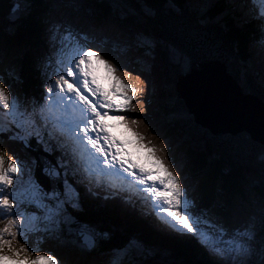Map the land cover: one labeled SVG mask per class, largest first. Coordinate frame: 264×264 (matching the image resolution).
Segmentation results:
<instances>
[{
	"label": "rangeland",
	"instance_id": "1",
	"mask_svg": "<svg viewBox=\"0 0 264 264\" xmlns=\"http://www.w3.org/2000/svg\"><path fill=\"white\" fill-rule=\"evenodd\" d=\"M1 1L5 2V0H0V2ZM108 1L109 0H102V3H107ZM133 1L135 2V0ZM193 1L197 2L201 9L205 11L208 15L213 12L208 9L209 3L207 6H205L204 4L199 3L198 0ZM261 2L262 0H249V3L246 4H228L225 0L222 7L223 12L220 14L219 11H216L219 12L217 17L220 18L222 16L224 17L227 15L225 17V22L221 20V23H224L227 26L231 20L232 23H230V26H236V28H239L244 23H249L253 20L254 22H256V17L264 15V5H261V12L257 8V6ZM35 3H37L38 6H40L41 3H44L47 6V15L44 16L43 14H40L37 15V18H39L41 24L40 29H45V32L49 31L50 37L48 46L53 47L52 51L47 50L46 48H43L42 50L46 52L50 51L51 53L54 52V54H56L55 63L47 67L49 77L51 76V78L54 79V76H52L51 74L56 72L59 67H64L65 61L67 62L68 59H70L75 54V52L79 51L85 43L92 41L91 37H101L102 44L100 47H102L109 55L110 52L113 51L115 53L113 54V57H116L121 63L126 65V67H119L121 69V72L123 71V69H127L128 72L131 73V75H129V73L126 74L124 72L118 76L117 72L113 71L114 60L116 59H110L109 55L104 56L103 53L101 54L103 59L106 58L105 60L113 61L109 63V66H105V64L101 63V61L97 60L95 57H92L91 65L89 68L91 74L95 76L98 83H101L105 87L104 90H107L108 92H111L113 88H117L115 86H121L122 84L119 82L118 79L124 78H126L127 82H129L130 79V87L137 90L135 97L131 102L132 104L136 105L137 111L132 112L131 116H129L128 119L135 117L138 119V121H140L137 125H130V127L132 129V132H135L139 136L143 137V140H137V138L133 136L132 132H129L126 128H124V126L118 120L105 118V124L108 125L109 131L114 137H117L121 144L124 146L123 152L125 153L126 157L129 158L131 161L140 158L138 162L143 159V163L148 167V169L152 168L156 176L167 175L168 171L172 172L173 174L183 176V182L187 184L189 204L193 207L194 214L196 216H204L202 219H200L197 225L198 228L201 230V235L213 232L214 228L211 225L215 224H223L230 230L239 228L242 231L246 227L254 225L257 237H259L258 233L260 232L261 228V220L264 217V215L261 214V208L264 207V185L259 187V190H256L255 186H258L256 182H261L262 178L259 180H256V178H254L256 182H253V177H245L239 189L231 188L230 193H234V197L232 200L233 202H230V208L223 212V217L219 216L217 214L216 209L219 207L217 203H220L221 201L216 198H214L212 201L204 200V198L201 196V191L194 185L192 178L189 176V171L186 165L188 160L185 156V147H183V139L178 138L174 135L175 132H178L179 130L178 128L171 127L172 124L168 123V121L172 122L173 118L171 117V115L168 114L166 115V118L164 117L165 113L161 112V107L158 102L159 86H163L164 88H166L162 75L160 73V71L162 70L161 56L163 50L164 52H169L171 59L173 60L172 62H174L175 64L178 63L180 69H177L183 77L192 68L208 70L215 74L214 63L210 61H205L206 59L204 57L202 58V56H200L201 58H193V61H187V59L177 49L176 52L168 46H165L164 42L162 41L163 37L160 35V33L156 32L155 29L148 27L146 25V22H130L128 21L129 18L121 17L119 20L109 18L108 21H98L96 23H98L100 26H96L93 23L92 19H89L85 16L87 14H85L84 10L89 7V5H86V0H35ZM92 6L93 8L98 7L96 4H92ZM212 6H214L215 8L218 7V5ZM116 9L118 10L116 12L124 15V10L118 8ZM238 13H240V15H238ZM256 19L258 21V18ZM258 22L262 23L261 21ZM181 29L185 30L183 25H181ZM223 30H225L227 33L229 31V29L224 26ZM186 35H189V32H186ZM52 36L55 37L54 40L52 39ZM85 37H87V39H85ZM137 37H143L144 39L143 41L136 43L132 48H125L124 44L126 41H136ZM253 39H258V35L254 33L250 40ZM38 41L39 35L37 38V42ZM229 42L230 41H224L222 42V44L226 45L229 44ZM98 45H100V43H98ZM36 46L38 47L37 44ZM37 47L32 48L33 53L31 51L30 55H36L35 51L37 50ZM218 51L219 53L221 52L223 58H226L224 52L226 51L225 49H220ZM185 54L188 55L187 52H185ZM23 56V49L14 51L11 50V52L5 56L4 60H0V79L5 81V86L9 87L11 92L17 94L22 102L25 98H27L26 101L32 103L33 100H37V98L28 94L22 95L19 86V83H23L22 81L26 79L25 76L27 74L26 70L24 73L21 67L23 65ZM130 59L134 60L136 64H134V62ZM231 60L233 61L235 60V58L232 57ZM115 65L117 66V64ZM132 65L139 66L140 70H137L136 68L130 69L132 68ZM95 69L101 72L99 73L102 75L104 82L98 80V78L94 74ZM172 69L174 68L172 67ZM246 74L254 77L252 82L253 86H255L257 90L258 95H256V97L262 98V96L264 95V59L260 58L259 55H257L254 58L252 64L246 67ZM229 75L232 76L231 74ZM8 76L9 79L7 80L6 77ZM137 76H139V79H137ZM219 78L234 86V84L229 81L231 79L226 77ZM111 82L115 86H112ZM105 83L107 84V86L105 85ZM234 88L236 87L234 86ZM40 99L41 97L38 96V101ZM262 99L264 102V97ZM44 102L48 103V107L51 108L50 110L52 112L61 115L62 118H60L59 120L65 119L66 115L72 118L68 113L69 110L66 112L63 108L60 107L63 101H59V98L57 96L45 100ZM50 116L52 117V115ZM6 120H8L7 116H5V121ZM56 121L57 120H53V123L55 124ZM58 125L62 133H66V129H63L60 123H58ZM65 138H67L72 145H76L75 138L72 135L66 134ZM247 139L250 138L248 137ZM250 140L252 141V139ZM5 145H7L8 148L11 149L9 151H6L4 154L5 165L7 164L8 166L10 164L11 159L13 157V153H15L20 160L24 161L23 155H26L27 153H25L21 149H17V145H14L13 142L8 141L7 139H4L2 143H0V146ZM237 147H239V145H237ZM70 148V144L68 143V151ZM149 148L154 149V152H150L148 150ZM240 150L241 147H239L237 150L235 149V151L237 152ZM233 160L235 162L242 161L241 155H235ZM173 161H175V163H173ZM176 164H179V167H176ZM80 168L82 169V167ZM36 170L37 169L33 168L32 165L27 166L26 164L25 173L18 177L23 180V182L21 184H16V191L19 194L20 199L26 204V194H28L27 191L29 190V188L34 187L35 185V183H33L32 181L33 178H36ZM105 184L101 185V187L99 188L97 186H93V190L98 199L101 196V193H104L106 191L104 188ZM83 186L87 187L86 182ZM124 188H128L123 189L128 190L126 191L127 194L131 192L129 189L133 190L130 185L124 186ZM0 191H2V189H0ZM108 192L110 193L111 191ZM240 192L242 193L241 196ZM132 194L134 196V193ZM220 199H222V197H220ZM100 200L104 201L102 204L106 202L105 199H103L102 197L100 198ZM201 201L204 204L210 203V208H205L207 210L204 211L202 209L203 207L201 208L198 205ZM73 206L75 205L71 203L70 208H72ZM115 206L117 207V205L115 204V200L113 199V202L109 204L108 207L110 213V207ZM72 210H74V208H72ZM158 210L160 211L157 205L153 206L151 211L153 212L154 216H158V214L161 213ZM38 214L40 218L41 213L39 211L34 212L33 217L25 216V239H21L19 243L29 244V251L33 247H41L42 250L46 251V253L42 256L52 255L54 258L58 259L61 264H131L132 262L133 264H141L143 261V259L138 258L141 253L135 254L132 251L135 246L134 239H132L131 243L126 244L122 248L123 250H114L111 253L95 252L96 255L90 253L86 257H84L79 252L77 246L72 248L60 246V248L56 247L52 249L51 246L44 241L45 238H49L48 235L53 234V232H41V234L39 235V232L37 230L39 229V224L37 225V223H39ZM163 217L165 219H162V221L165 224L170 225V223H172L176 228H179L178 225H175L172 221L170 222V219L168 220L166 216ZM0 227H3V223H0ZM170 227L165 228L168 229ZM117 230L121 232L119 233L120 238H122L124 234L127 235L126 229L121 230L119 228ZM105 231L106 230L103 231V234ZM31 232L34 233L32 235V239H30L29 237V234ZM78 239H80V236L75 238L74 241L77 242ZM125 239L126 238L124 236L121 241H125ZM67 242L69 241L67 240ZM97 242L98 240L96 239L93 243V247L96 246ZM64 243H66V241H63V244L61 242V245H64ZM82 245L86 246L85 244ZM143 257L146 256L143 255ZM222 261L228 264L226 259ZM38 264H48V262L42 260L39 261Z\"/></svg>",
	"mask_w": 264,
	"mask_h": 264
},
{
	"label": "snow or ice",
	"instance_id": "2",
	"mask_svg": "<svg viewBox=\"0 0 264 264\" xmlns=\"http://www.w3.org/2000/svg\"><path fill=\"white\" fill-rule=\"evenodd\" d=\"M198 2L206 4L208 0H198ZM248 2L249 0H226L228 4ZM18 11V8L12 9L13 14ZM259 19L262 22L260 39L264 44V15ZM52 39L54 40L55 37L52 36ZM143 39L137 37L136 41H126L124 46L132 48ZM102 53L104 56L109 55L99 45L85 43L68 59L64 67H59L51 74L54 79L50 76L45 81L43 97L32 103L22 102L17 94L5 86V81L0 79V107L9 117L0 124V143L7 139L19 143L24 148H31L34 141L42 146L44 153L53 157L52 160H45L42 171L48 182L38 185L46 201L35 207V210L41 213L38 231L42 233L60 231L65 224L91 227L87 221L67 215L66 205L71 202L70 192L73 190V185L86 182V178L73 168V155L68 151L65 138L67 134L86 145L89 156L97 166L103 165L102 172L117 173L133 180L135 188L158 202L157 207L175 225H178L181 235L196 237L216 259H226L228 264H264V235L257 237L254 225L241 231L239 228L230 230L223 224H215L211 225L214 228L213 232L201 235L197 225L203 217L196 216L193 207L189 204L187 184L183 182V176L170 171L167 175L156 176L152 170L121 155L122 144L109 131L105 118L118 120L124 128L132 132L130 125H137L140 122L135 117L128 119L132 112L137 111L136 105L131 103L137 90L127 85L113 88L111 92L102 88L89 71L92 57L109 66L108 60L103 59ZM110 59H116L117 67H126L116 57ZM115 70L114 68L113 71ZM54 96L64 102V111L67 112L70 108L73 112L71 119L56 121L66 129V133L56 132L52 127V117L39 107L45 100ZM132 134L137 140H143V137L137 133L132 132ZM9 150L11 149L7 145L0 146V189H2L0 223H3V227H0V264H38L42 260L47 261L48 264H61L52 255L33 258L29 252L30 245L18 242V239H25V216L20 209L25 208L27 211L28 206L20 199L16 184L18 177L25 173L26 164L13 153L10 164L5 167L4 154ZM148 150L154 152L152 148ZM32 163L35 165L34 159ZM176 167H179V164H176ZM61 186L66 189L63 193L59 191ZM62 196H67V199H62ZM105 199H119L125 205L130 203L127 193L119 190L112 191ZM261 214L264 215V207L261 208Z\"/></svg>",
	"mask_w": 264,
	"mask_h": 264
},
{
	"label": "water",
	"instance_id": "3",
	"mask_svg": "<svg viewBox=\"0 0 264 264\" xmlns=\"http://www.w3.org/2000/svg\"><path fill=\"white\" fill-rule=\"evenodd\" d=\"M93 2L94 4L100 3L99 0H86V5H89V7L84 12L87 14L85 16L92 19L96 26H100L96 23L98 21H108L109 18L119 20L121 17H126L125 14H120L112 9L105 8L103 11L96 10L92 7ZM113 6L120 9L116 5ZM0 47L13 51L18 50L16 45L12 46L9 44L6 34L1 29ZM3 55H7L5 50L3 51ZM214 70L216 75L208 70L192 68L184 77L182 75L178 76L175 86L163 78L166 88L159 86L158 102L161 107V112L165 113L164 117L166 118L167 114L171 115L173 120L172 122L168 121V123L172 124L171 127L175 128L173 125L175 120H186V116H190L193 119L194 125L196 124L199 127H196L197 130L205 131L206 136H209L208 134L213 136H237L239 134H246L245 138L249 137L253 142L264 146V112L259 110L260 108L252 104L249 100L245 99L241 95L243 93L234 88L235 85L233 86L219 78L218 74L221 72L218 69L215 68ZM229 81L233 83L231 80ZM181 100L187 109L185 112L180 108V105H182ZM171 105L173 110L174 108L178 109L170 111ZM163 106L166 107L165 110H163ZM178 130L174 135L183 139L185 156L188 160L186 165L194 185L202 194L206 193L212 200L214 198L219 199L221 202L217 204L222 208L229 207L231 205L230 202H233L234 193H230L231 189L226 182L231 179L230 175L232 173L222 174L219 170L215 172L207 156L204 161L208 164L205 165L201 161V158L195 162L196 155H193L189 151L192 147L187 143L188 140L195 141V138L192 137L193 135H186L181 129ZM184 139L187 140L185 141ZM205 142L206 140H201L203 156H205L204 152H206ZM195 165L198 166L196 168L197 170H193L195 169ZM210 175L212 182H207ZM243 176L244 178L253 177V182L260 179L257 174L248 171L241 176L242 180ZM237 179L239 177L235 176V180ZM213 182L215 186L211 189L210 187ZM256 184L258 186H255V189L259 190L260 182H256ZM228 200H230L229 203Z\"/></svg>",
	"mask_w": 264,
	"mask_h": 264
},
{
	"label": "trees",
	"instance_id": "4",
	"mask_svg": "<svg viewBox=\"0 0 264 264\" xmlns=\"http://www.w3.org/2000/svg\"><path fill=\"white\" fill-rule=\"evenodd\" d=\"M100 3L96 4L98 7L95 8L96 10H100L103 11L105 10V8L107 9H112L115 11H118L112 4L113 0H109L107 3H102V0H99ZM121 1L124 5H126L127 7H129L130 9H133L134 7L136 8V6H140L141 4L144 5V7L147 9V2L149 0H141V1H136L135 2L133 0H119ZM9 2H11V0H9ZM182 0H169V5L171 6H182ZM3 3V2H2ZM5 3H8V0H5ZM94 4V2H93ZM93 7V6H92ZM214 7V6H213ZM230 8V7H229ZM228 8V9H229ZM95 10V12H97ZM0 12L3 14V10L2 8H0ZM199 11H195V13H198ZM195 13H190L188 12L186 15H189L190 18H194L195 17ZM216 13V14H215ZM214 15L217 17V15L219 14V12H215ZM2 14H0V16L2 17ZM202 14V12H201ZM221 14V12H220ZM142 16H145L144 14H141ZM227 16V15H226ZM225 17V16H224ZM173 20V27L177 28L178 31L187 37V39L190 41L192 35H195V33L193 34L191 31L189 30H182L181 29V22L178 18H172ZM223 22H225V19L223 20ZM1 23V22H0ZM159 23H168L171 24V21H161ZM230 22L229 24L226 26L224 23H221L222 26L227 27L229 29L227 36H229V34L231 33V28H233L232 26H230ZM149 25L155 29H158L161 33L163 31V29L161 28V26H156L153 22H149ZM40 31V25L37 24V21L34 19L33 14L30 16V18L27 17V20L22 22V24L17 28V29H12L10 31H8L10 33V36L7 35V39L9 41V44L12 46H20L21 49H25L26 50V54L24 56L25 61L27 62L25 64V68L22 67L23 72L27 73V68H28V57H26L28 54L27 52L29 51V48H33L36 47L37 42V38H38V33ZM186 32H189V35H186ZM209 31L207 30H201L198 31L196 36L198 38V40L200 42H213V40L211 39L209 33ZM243 31H241L240 33V37L238 38L237 36L233 38V43L236 44L237 42L239 43V47L237 50V54L239 56V54L242 51V45H243ZM170 39H174L176 41H178V38L175 34H170L169 36ZM199 51L198 48L194 49L189 55L191 57H193V52H195L196 56L199 57V54L197 53ZM233 54L236 57V51L233 50ZM163 66L164 69L166 71V77L169 79V82L172 84H174L173 82L175 81V73L171 72V68L169 67V60H166L163 58ZM235 64V65H234ZM226 65V69L227 72L229 74H231L232 76H236L235 78H238L239 76L236 75V71H237V64L233 63V64H225ZM246 68V67H245ZM171 69V70H170ZM29 74H26V79H24V81H22L23 83H19L20 86V90L21 92H23V90H27L28 89V83H29ZM249 75L246 74V78ZM34 77V76H33ZM34 81V78H33ZM251 84L252 82H250V88H251ZM250 91L253 93L256 91V95L257 94V90L254 86L253 89H250ZM264 93V92H263ZM182 105H180V108L183 112L187 111L184 102H182ZM174 106V105H173ZM165 110L166 107L163 106ZM178 108H174V110L172 109V105H171V109L170 111H175ZM174 127L181 129L186 135H193L192 137L195 138V141H187L188 145H190L192 148H190V152L193 153V155H196L195 157V162L201 158V161L206 165L208 163H206V161H204L205 157L207 156L208 158H210V162L211 165L213 167V169L215 170V172H218V170L220 171V173L225 174V173H229L231 174V179L227 180L226 183H228V187L234 188V189H239L241 184L243 183L241 176L248 172H254L255 174H257V176L261 179L262 181L260 182V186L264 185V146H260L259 144L252 142L250 139L245 138L246 134H239L237 136H229V135H219V136H213L208 134L209 136L205 135V131H199L197 130V128H199L196 124L194 125L193 123V119L190 116H186V120H180L177 119V121L174 122ZM197 127V128H196ZM205 132V133H204ZM196 133V134H193ZM228 137V138H227ZM201 140H206V142L204 143L205 145V149L206 152H204L205 156L202 155V151L201 149H203V145H201ZM203 142V141H202ZM203 144V143H202ZM237 145H239V147H241L240 151H235V149L237 150L239 147H237ZM234 148V149H233ZM235 155H241L242 161H238L235 162L233 160V158L235 157ZM261 155V156H259ZM216 159V160H215ZM219 160V161H218ZM216 163V164H215ZM224 168H220L223 167ZM198 166L195 165V169L197 170ZM224 173H223V172ZM235 176H238L239 179L235 180ZM206 181V180H205ZM212 182L211 180V175L208 179L207 182ZM242 181V182H241ZM214 182L211 184V189L214 188ZM258 187V188H259ZM82 189H87V188H82ZM204 200H209L212 201V198L208 195L202 194L201 195ZM230 202V200H228V203ZM201 206H203L204 208H210L211 204L207 203L204 204L201 201ZM219 206V205H218ZM109 207V203L107 205V208ZM90 209V208H89ZM222 209L221 206H219L216 210H217V214L221 215L218 211ZM71 208L69 207L68 209V214L70 213ZM73 214V213H71ZM70 214V215H71ZM106 217V218H105ZM108 219V220H107ZM126 221V223L124 222V220ZM121 218L113 213H104V212H98L97 214H91V213H87L84 215V219L85 221L91 223V224H97L99 226H106L109 227L111 230H114L117 233H121L119 232V230H117L116 228L118 227H124L126 229V232L129 233L130 231H134L136 229V226H134L128 219L126 218ZM124 229V230H125ZM103 230H107L105 228L101 229ZM137 230H135L136 232ZM262 235V232H261ZM263 235H264V229H263ZM125 235H123L122 238H120V235L114 236L112 237L111 240H109L108 242L105 243V247H108V249L114 248L115 246L122 244L123 241H121V239L124 238ZM127 237V236H125ZM112 245H115L114 247H112ZM155 250V254L156 256L153 259H149V261H146L147 264H187L185 262V257H189L186 254H181L179 251L176 250V253L171 251L168 248H165V246L159 245L157 243V245L154 247ZM173 262H177V263H173ZM195 264H202V262L197 263L195 262Z\"/></svg>",
	"mask_w": 264,
	"mask_h": 264
},
{
	"label": "bare ground",
	"instance_id": "5",
	"mask_svg": "<svg viewBox=\"0 0 264 264\" xmlns=\"http://www.w3.org/2000/svg\"><path fill=\"white\" fill-rule=\"evenodd\" d=\"M249 3V2H248ZM238 15H240V13H238ZM226 17V16H225ZM225 17H223V19L222 20H224L225 19ZM256 18H258V21H260V19H259V17H256ZM255 18V20H256V22H258L257 21V19ZM254 21V20H253ZM259 23V22H258ZM113 54H115L113 51L112 52H110V57H113ZM106 59V58H105ZM113 61V60H112ZM111 60L110 61H108L109 63L110 62H112ZM115 64H117L116 63V60H114V68L116 69L115 70V72H117V74L118 75H121L122 74V72H121V69L119 68V67H117ZM226 66V65H225ZM225 66L223 67L224 68V70L226 71V69H225ZM100 69H103V68H100ZM113 72V71H112ZM113 74V73H112ZM218 76L219 77H229L230 75L226 72V75L224 76L222 73H219L218 74ZM38 79V82L39 83H41V79L40 78H37ZM22 80V79H21ZM98 82V81H97ZM233 82H234V80H233ZM235 83V82H234ZM100 85L102 86V88L104 89L105 87L100 83ZM254 88V86L253 85H251V88L250 89H253ZM107 91V90H106ZM240 91V90H239ZM241 92V91H240ZM57 106H58V102H57ZM54 110H55V108H54ZM72 111V110H71ZM54 113V112H53ZM55 114V113H54ZM69 115L72 117V115H71V113H69ZM0 116L5 120V116H4V114L3 113H1V111H0ZM66 118H68V119H71L68 115H66ZM228 138V137H227ZM67 143H69L70 144V147H71V150H72V155H73V159H74V162H75V168L77 169H75L81 176H83V171H85V167L84 166H80V167H82V169H83V171H82V169L80 168V167H78L77 168V165H76V159H80V157L84 160V161H86V162H89L90 164H93V159L89 156V153H88V148L86 147V145L85 144H83V143H81L79 140H76L75 139V144L76 145H72L69 141H67ZM79 143H81L82 144V146L84 147V148H82L80 151L78 150V146H77V144H79ZM87 151H86V150ZM122 153L123 154H125L124 152H123V150H122ZM82 154V155H81ZM144 158V157H143ZM216 160V159H215ZM219 161V160H218ZM136 164H138V165H140V166H142V167H144V168H146V169H148V167L143 163V159H141V161L140 162H136ZM216 164V163H215ZM224 167V166H223ZM150 170H152L153 171V169L151 168ZM194 170V169H193ZM154 172V171H153ZM38 173L39 174H41L42 172L41 171H38ZM251 173H253L254 174V172H251ZM155 174V173H154ZM84 177V176H83ZM33 178V177H32ZM122 178H124V176L123 175H121V177L120 176H114V174H111V173H102L99 177H98V179H96V181L97 182H99L101 185H103V184H105V183H107L109 180L110 181H112L114 184H118V183H120L121 184V186L122 187H124V186H129V184H128V181L126 182V181H124ZM122 180V181H121ZM26 181V180H25ZM96 181H95V183H94V186H97L98 187V185H97V183H96ZM85 183H81V184H74L73 185V188H78V189H80V190H82V188H87V187H84L83 185H84ZM111 188V190H113V187H110ZM132 189L133 190H135L134 189V187H132ZM91 190L93 191V186L91 185ZM106 190V191H105ZM104 191V193H101V196H103V195H107L109 192L108 191H111V190H107V189H105ZM123 190V189H122ZM132 193H133V190H131V189H129ZM83 191V190H82ZM112 192V191H111ZM110 192V193H111ZM197 192V191H196ZM95 193V192H94ZM96 195V194H95ZM101 196L99 197V199L101 198ZM103 199H105L104 197H102ZM115 200V204L116 205H118V200H116V199H114ZM132 200H134V199H132ZM102 201V200H101ZM104 202V201H103ZM157 203L158 202H156V204L155 205H157ZM105 204L107 205V203L105 202ZM104 204V205H105ZM71 206V203L69 204V207ZM119 207V206H118ZM72 208H74V210H72ZM71 208V211H70V213L69 214H71V213H74L78 208H77V206H73ZM121 210V209H120ZM146 212V210H142V212ZM149 211V210H148ZM159 211V210H158ZM159 212H161V211H159ZM162 213V212H161ZM160 213V214H161ZM149 214H151L152 216H154V214H153V212L150 210L149 211ZM164 214V213H163ZM164 215H166V214H164ZM158 216H159V214H158ZM144 219V218H143ZM136 220V222H138V223H140L137 219H135ZM145 220V219H144ZM141 224V223H140ZM172 227H174V226H172Z\"/></svg>",
	"mask_w": 264,
	"mask_h": 264
}]
</instances>
